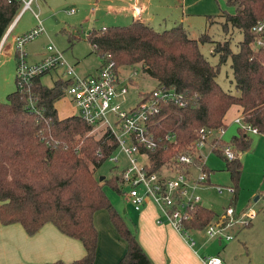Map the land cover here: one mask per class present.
Returning <instances> with one entry per match:
<instances>
[{"label": "trees", "instance_id": "obj_1", "mask_svg": "<svg viewBox=\"0 0 264 264\" xmlns=\"http://www.w3.org/2000/svg\"><path fill=\"white\" fill-rule=\"evenodd\" d=\"M223 2L233 11L220 13L222 31L236 29L242 38L234 53L227 41L214 45L211 54L218 57L216 66L209 65L199 52L197 42H208L209 38L203 35L192 40L180 26L157 32L136 21L91 30L86 38L99 65L111 62L116 71L118 67L141 65L156 87L171 88L187 99L183 108H164V129L173 132L174 140L149 154L150 171L185 150L199 128L223 127L222 119L232 106L240 109L242 121L255 128L256 135L264 136V52L253 50L250 32L252 24L264 17V0ZM21 6L19 0H0V39ZM228 58L234 94L221 90L215 81L218 66ZM41 78H34L30 87L39 114L28 111V95L16 89L0 103V225L18 224L32 236L50 224L60 234L79 241L84 254L71 263L49 264H92L96 249L92 215L103 210L125 244L118 264H151L102 190L109 185L118 192L116 175L101 182L94 177L95 170L115 152V142L106 131L94 139L89 135L92 127L76 116L59 119L55 104L63 97L68 81L57 78L48 88ZM252 136L236 130L228 141L235 153L233 160H226L220 150L213 152L222 160L232 185L231 206L238 190L239 156L250 148ZM203 171L207 173L204 167ZM214 217L212 211L199 206L185 228L202 230Z\"/></svg>", "mask_w": 264, "mask_h": 264}, {"label": "built area", "instance_id": "obj_2", "mask_svg": "<svg viewBox=\"0 0 264 264\" xmlns=\"http://www.w3.org/2000/svg\"><path fill=\"white\" fill-rule=\"evenodd\" d=\"M31 1L23 2L21 12L29 9ZM68 14H72V11ZM16 20L8 25L2 35L0 49ZM100 30L103 31L104 28ZM42 32L37 20L34 28L12 38L15 89L28 95V111L35 114L40 112L35 109V99L30 94L32 80L60 70L61 79L68 81L61 101L65 100L71 106L74 112L71 116H76L92 129L103 127L115 142V152L124 158L125 166L121 165L116 177L120 184L127 187L126 201L129 206L134 212H139L147 204L153 205L158 213L156 223H166L190 246L193 245L188 234L191 229L185 228V224L200 206L196 191L207 179L200 150L206 148L211 153L220 150L226 160L234 159L231 145L222 143L224 127L199 128L194 141L185 150L172 155L169 162L162 163L156 171H150L149 154L155 153L159 147L164 149V142L174 140L173 132L163 127L167 118L164 108L169 105L183 108L187 104L186 97L171 88L158 85L142 95L135 105L123 109L119 100L126 95L127 88L119 81V72L111 62L102 63L93 74L79 76L62 53L51 45L45 47V52L38 61L28 62L24 47ZM250 32L253 35L252 48L264 52V17L252 24ZM88 35L89 33L86 38ZM233 124L246 134H257L256 129L244 123L241 117L235 118ZM114 153L106 160L119 165L117 155L112 158ZM193 169L199 171L197 178L193 176ZM214 191L219 195L223 192L233 195L231 188L215 186ZM255 216V212L249 207L237 211L228 204L202 231L206 239L227 242L233 239L232 231L244 228ZM202 264H221V260L215 255L207 256Z\"/></svg>", "mask_w": 264, "mask_h": 264}, {"label": "rangeland", "instance_id": "obj_3", "mask_svg": "<svg viewBox=\"0 0 264 264\" xmlns=\"http://www.w3.org/2000/svg\"><path fill=\"white\" fill-rule=\"evenodd\" d=\"M175 1L162 0L160 11L163 9L164 25L161 22L155 23L153 25L154 29L161 32V30L164 31L174 26H180L189 38L196 41H198L200 36L206 35L209 38L208 42L197 43L199 52L211 66H216L218 63L217 55L211 54L216 43L227 41L230 51L232 53L236 52L237 44L241 41L242 37L239 31L233 28L228 27L227 33L222 31L221 24L223 23V19L219 16L220 13L222 11L227 13L233 11L231 7L225 5L223 0H181L182 10L183 12H187L186 20L182 25L171 23L181 12V9L175 6ZM45 2L46 5L43 8L41 7L42 0H34L30 4L29 9L19 18L11 35L15 36V34H20L33 27L35 25L33 13H35L41 23L43 32L25 45L24 48L28 56L27 60L29 61L31 57L29 53H34V56L44 54L45 47L51 45L62 53L67 63L70 65L71 63L75 64L74 72L77 75L91 74L95 69H98L99 60L94 54L89 52L90 48L86 42V35L91 30L110 26L108 25L109 21L103 20L100 16L92 17L93 14L90 11L94 6L93 4H86L85 0H45ZM154 3L155 0L153 5ZM69 10L74 13L69 15ZM10 47L9 37L0 52V103H4L6 96L15 90V60ZM117 70L119 72V81L126 83L127 88V94L119 100L123 109L132 107L139 101L142 95L147 94L156 87L155 81L143 71L141 65L118 67ZM59 74V70L52 71L42 76L40 81L45 87L49 88L57 78H62ZM128 79L129 81L127 82ZM215 81L224 92L235 93L229 58L218 66ZM137 92H140V95ZM61 100L55 104L57 117H69L73 115L74 112L67 101ZM227 113L226 115L229 116V113ZM231 129L236 132L237 127L232 124ZM103 133H105L103 127H95L89 135L97 139ZM229 140L230 138L228 137L222 138L224 143H228ZM256 142L257 139L255 138L254 145ZM261 149L262 147H257L256 150V157L260 155L259 161L257 159L254 162L247 161L245 159L248 156H244L242 160V163H244L243 174L240 173L241 178L239 176L236 199L234 206H232L237 211L249 207L255 212L256 216L251 222L253 228L245 232L242 237L237 235L227 244L222 240L206 239L202 230L196 233H188L196 245L203 244L200 253L215 254L218 249V256L222 259V264H264V209L262 206V197L264 198V160L262 159L264 158V152H261ZM116 155L119 165H114L112 162L105 160L95 170L94 177L97 179L103 177L105 180H108L113 175H116L119 169H121V165L125 166V160L118 152H115L112 158ZM200 158L209 174L207 175L208 181L206 182L205 180L198 187L196 195L199 197L202 206L215 214H219L223 208L227 207L232 196L225 192L219 195L214 191V187L233 189L232 185L229 182L227 173L223 170V162L220 158L216 157L206 148L200 150ZM193 176L195 178L199 176L197 169H193ZM102 190L111 206L132 231L131 222L134 212H132L126 201L127 187L120 184L118 192H116L109 185H106ZM255 197H257L256 201H254ZM250 224L244 228L249 227ZM225 245L226 248L224 247ZM223 247L224 249H222Z\"/></svg>", "mask_w": 264, "mask_h": 264}, {"label": "crops", "instance_id": "obj_4", "mask_svg": "<svg viewBox=\"0 0 264 264\" xmlns=\"http://www.w3.org/2000/svg\"><path fill=\"white\" fill-rule=\"evenodd\" d=\"M19 1H21V4H23V2H26L27 0ZM32 2H34V0H32L31 3ZM153 2L154 0H85L86 4H93L94 6L90 11V13L93 14L92 17L100 16L103 20L109 21L108 25L110 26H127L137 21L152 28L154 31L160 32L159 30L154 29L153 25L159 22L163 23L164 25V15L162 14L163 9L160 11V3L162 0H155L154 5ZM175 3V6L179 7L181 12L173 19L171 23H179L182 25L186 20L187 12H183L181 0H176ZM45 5V0H42L41 7L44 8ZM25 11L26 10L21 12L20 9L18 14L13 19L17 20L15 21L10 32H8L0 52L9 37L11 44L10 49L13 51L12 37L14 35H11V33L19 21V18ZM73 13L74 12L72 11V14ZM33 18L36 25V21H39L37 14L33 13ZM208 21L210 22V20ZM35 25L20 34H15V36L21 35L31 30L35 27ZM106 27L103 26L102 28ZM89 48V52L91 53V47L89 46ZM29 54L31 57L29 61H27L30 63L38 61L43 56V54L35 56L34 53ZM71 65L74 68L75 64L71 63ZM96 71L97 69H95L91 74L95 73ZM128 81L129 79L127 82ZM122 84L126 85V83ZM137 94L140 95V92H137ZM227 112L229 113V116L226 115ZM227 112L222 119L225 131L223 138H231L235 134V130H232L231 126L233 124V120L237 117H240V109L236 106L230 107ZM58 118L62 119L66 117ZM253 136L255 137L252 139L250 148L239 156L241 174H243L244 163H242V160L244 156H248L245 160L254 162L256 159L259 161L260 157V155L256 157L257 147H262L261 152H264V136ZM255 138L257 139V142L254 145L253 142ZM262 160H264V158ZM206 174H209L208 170ZM207 181L208 180L206 179V182ZM200 206L205 208L201 205V203ZM131 210L134 212L132 208ZM124 213L125 212L123 210V214ZM219 214H221V212ZM219 214H215V217ZM157 217L158 213L153 205L147 204L139 212L133 213V220L131 222L132 231L136 241L151 264H202V260L204 258L214 255L220 259L218 256V249L216 250L215 254L200 253L201 249L203 248V244L196 245L193 241L194 244L190 246L187 241L184 240L178 233H176L169 225L166 223L157 224ZM92 223L96 231V249L92 264H118V261L124 254L125 244L122 240H120L112 228L106 212L103 210L96 211L92 215ZM252 228L253 226L251 223L249 227L232 231L233 239L237 235L242 237L245 232L250 231ZM190 232L196 233L198 231L191 230ZM232 240L225 243L227 244ZM224 247L226 248V245ZM224 247L222 249H224ZM83 254L84 250L79 241L60 234L50 224L43 225L32 236H27L18 224H12L8 226L0 225V264H49L56 261H60L62 263H71L80 259ZM220 260L222 264V259Z\"/></svg>", "mask_w": 264, "mask_h": 264}, {"label": "water", "instance_id": "obj_5", "mask_svg": "<svg viewBox=\"0 0 264 264\" xmlns=\"http://www.w3.org/2000/svg\"><path fill=\"white\" fill-rule=\"evenodd\" d=\"M102 179H103V177H99L98 181H101ZM256 200H257V197H255L254 201H256Z\"/></svg>", "mask_w": 264, "mask_h": 264}]
</instances>
